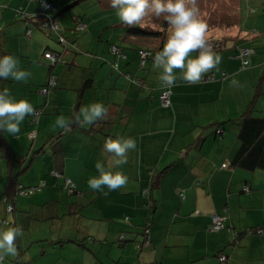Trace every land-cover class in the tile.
<instances>
[{
	"label": "crops",
	"instance_id": "0c3cea01",
	"mask_svg": "<svg viewBox=\"0 0 264 264\" xmlns=\"http://www.w3.org/2000/svg\"><path fill=\"white\" fill-rule=\"evenodd\" d=\"M53 1L60 11L67 4ZM100 2L103 7L89 11L86 7L93 2L79 0L59 15L62 33L77 41L73 48L42 27L38 1L0 0V57H17L20 68L31 73L27 82L1 78L0 90L7 87L16 100L26 99L34 108L46 102L54 111L46 112L34 139L29 137L31 116L17 136L4 132L18 156L33 158L18 172V182L27 186L44 181L46 186L19 194L15 209L8 212L1 197L8 189L10 167L0 147V218L23 229L17 255L5 257L3 264H220V252L227 255L225 264H264V168L233 163L241 143L239 117L249 107L254 115L264 116V81L254 90L262 77L258 68L264 65V50L252 44L251 65L240 71L237 53L245 43L226 46L221 37L227 61L199 84L178 80L172 104L164 106L158 79L162 69L153 67L161 46L145 74L139 72L141 85L129 81L110 64V43L128 50L123 23L116 10L106 9L109 0ZM20 6L25 17L16 13ZM78 18L86 23L83 31L76 29ZM53 49L64 55L65 63L49 64L44 52ZM128 66L121 61L120 68ZM227 69L229 76L223 75ZM174 71L182 75V70ZM50 74L58 77V86L46 101L38 88ZM94 102L108 108L106 119L84 127L73 123L69 132L54 128L55 114L71 118L77 104L78 112ZM218 128L225 130L219 133ZM118 136L134 138L137 147L117 169L128 176L127 186L105 196L87 182L99 175L98 161L107 166L105 141ZM36 139L39 143L30 147L28 140ZM52 169L70 176L76 191L67 192L64 178L52 176ZM215 212L226 216L227 226L210 228ZM228 225L242 233L235 235ZM252 227L263 231L247 230ZM147 228L149 242L144 239Z\"/></svg>",
	"mask_w": 264,
	"mask_h": 264
},
{
	"label": "clouds",
	"instance_id": "9594fccd",
	"mask_svg": "<svg viewBox=\"0 0 264 264\" xmlns=\"http://www.w3.org/2000/svg\"><path fill=\"white\" fill-rule=\"evenodd\" d=\"M110 3L111 7L117 10L119 20L129 27L136 25L143 27L144 21L150 16L157 19L163 17L167 22V40L162 50L156 53L153 63L155 69H162L158 79L163 87H174L178 80L199 84L205 79L212 78L211 75L205 78V75L218 68L222 61V57L213 48L221 47L224 43L213 46L209 43L208 25L200 16L198 0H110ZM57 24L61 28L58 22ZM43 28L51 30L48 26ZM47 52L53 50H46L45 55ZM193 52H197L198 55L189 58ZM237 56L241 58L239 51ZM46 57L51 58L47 55ZM248 65L249 61H244L240 71L247 70ZM175 69L182 70V75L178 76ZM30 75L29 71L20 68L17 57L12 55L0 57V78L27 82ZM232 84L238 86L239 82L233 79ZM35 114V108L30 101L16 100L7 87L0 90V130L17 136L21 131L20 125L27 117ZM107 114L108 108L102 102H94L82 106L71 118L60 115L55 121L54 128L69 132L73 123L80 127L94 125L106 119ZM217 131L224 132L222 128H218ZM136 147L137 142L131 137L108 138L103 148L105 153L110 154L107 158V166L100 161L95 164L99 175L88 180V187L93 191L102 192L105 196L111 191L125 188L129 178L117 169L128 162V153ZM105 188L107 192L104 191ZM9 212H11L10 207ZM22 236L23 229L19 226H10L5 222V226L0 228V264H3L5 257L17 255L16 241Z\"/></svg>",
	"mask_w": 264,
	"mask_h": 264
},
{
	"label": "trees",
	"instance_id": "16d2710c",
	"mask_svg": "<svg viewBox=\"0 0 264 264\" xmlns=\"http://www.w3.org/2000/svg\"><path fill=\"white\" fill-rule=\"evenodd\" d=\"M36 1H38L40 4L39 15L41 16V18L45 19L49 22L52 21V22L57 23L58 22L57 19H58L59 15H61V13L66 12L69 8L74 6V4L78 3L79 0H72L71 3L65 4L61 8V11L59 10V7L56 6V4L53 0H44V1H47V2L52 4V6H46V7H43V4H42L43 0H36ZM3 5L8 6L7 3H4ZM15 10L19 16H21V17L26 16V14H25L26 11H24L21 8V6L15 7ZM52 11H53V13H52ZM41 23H42V20H41ZM81 24H83V27H79ZM76 26H78L77 29L79 31L80 30L83 31L86 28V23L81 21V19L78 18V23L76 24ZM42 27H44V26L42 25ZM161 31L162 30H158V29L156 30L154 28L146 27V26H143V27H141L139 25L132 26V27L128 26V28L124 30L123 35L127 39L125 42V43H127L126 44L127 49L131 48V51H129V49H128L126 52L125 46H123L122 44L110 43L109 51L111 53V56H113V58L110 60V64L112 65V67L115 68L116 70H118V72L120 74L126 76L129 81H131L137 85H141V78H140L141 76L139 75V72H141V73L143 72V74H145V72H146L145 70H146V67L148 65L149 59H151L154 56L155 52H157V50L160 46H161V49L163 48V45H164L163 41H164V39H166V37H162L163 34H161L162 33ZM29 32H30V30H29ZM54 32L57 33V39L59 40V42L64 44L66 47L70 46L73 48H77V41L76 40H68V38L65 37V35L62 33L61 29H59L58 31H54ZM141 34L143 37H140ZM146 35H148V37ZM151 38H153V40H155V43H153L155 46L149 45L152 42ZM137 39H139L138 42H136ZM156 39H160V41L158 42V41H156ZM114 44L118 47V51L117 50L114 51L112 49V45H114ZM243 47L245 48V47H250V46H248V45L240 46V48H243ZM142 50H148L150 53L148 55H145L142 53ZM238 51H240L239 48H238ZM45 52H44V56L46 58ZM53 52L57 53L55 63H58L60 61H63L64 63L66 62L64 55L59 50L53 49ZM253 52H254V48H253V51L248 56V60H249L248 67L251 65V56L253 55ZM121 61H126V63L130 66H128L126 69L120 68ZM243 65L244 64L242 62V66ZM210 75L212 76L211 73L205 75V78H209ZM262 78H264V73L262 75ZM57 86H58V77H56L55 85L52 86V85H50V83L44 84L43 88L46 87L47 90L43 91V88H41L39 91L43 95L49 94ZM161 87H162L161 92H160L161 104L164 106H170L172 104V98H171L172 87L170 89L169 103H167V104H165V102L162 100V92L164 91L165 87H163L162 84H161ZM83 91H84V89H83ZM44 104L38 105L35 107L36 114H35V116L32 117V122H37L39 120L40 116L44 113L45 106L47 105V103L45 102ZM78 106H79V104L76 105V107L73 111V114L75 112H77ZM239 120H240L241 124H240V128L238 131V138H239L241 143H240V147H239V149H238V151H237V153L233 159V163L235 165L242 166V167L247 168V169H255L257 167L264 168V116L254 115L253 112L251 111L250 107H249L239 117ZM227 121L228 120H226L225 122H227ZM225 122H218L217 125L220 126L221 124H224ZM222 129L225 130L224 128H222ZM36 136H37V130H36L35 135L33 137H30V138L34 139V138H36ZM0 147L3 148L4 154L7 157V162L9 161V167H10L8 169V176H7L8 189L6 190L5 195H2V197H1L3 203L5 204L6 210L9 212L8 205L12 204L11 211H13L15 209V202H16L17 196L19 194H23V195L30 194V193L34 192L35 190H38L42 186H44L45 182L43 181L42 183H40L38 185H32V186H25L24 184L18 182V180H17L18 172L21 173L25 168H27L31 163H33V158L29 159V158H26L24 156H21V157L18 156L16 154V152L14 151V149L9 144L8 140L6 139L3 130H0ZM30 157H33V156H30ZM25 159L26 160L29 159L28 162L25 163ZM15 165H17L18 168L13 170L12 167L15 168ZM54 171H56V170H54ZM57 172L60 175L54 174V176L55 177H63L64 178V185H65L66 178L67 177L71 178V177L65 175L63 172H60L59 170H57ZM76 189H77V185L74 188V190H69V189L68 190L70 192H75ZM147 191H148V189H147ZM4 196L8 197V201H5L3 199ZM227 210H228V208L225 207L224 211H227ZM215 213L223 215L222 213H219V212H215ZM226 220H227V218L225 216V218L223 219L224 225L221 228L227 226ZM5 222H8V224H9L8 220L0 218V225L1 224L5 225ZM212 224H213V215H212ZM212 224H211V226H212ZM228 227H230L229 229L234 228L233 231H234L235 235H238V232L240 234L242 233V231H238L237 228H235L232 225H228ZM221 228H219V229H221ZM219 229H216V230H219ZM247 230H249V231L251 230L250 232L254 231V232L260 233L263 230V228L252 227L251 229H247ZM147 235H149V232L145 229V238L144 239H146ZM221 254H226V253L220 252L218 255L220 264H225V260L227 259V255H226V259L224 261H222L220 259Z\"/></svg>",
	"mask_w": 264,
	"mask_h": 264
},
{
	"label": "rangeland",
	"instance_id": "374dc122",
	"mask_svg": "<svg viewBox=\"0 0 264 264\" xmlns=\"http://www.w3.org/2000/svg\"><path fill=\"white\" fill-rule=\"evenodd\" d=\"M71 2H72V0H67V3H71ZM89 2H93V3H89L92 5H88L86 7V9H88L89 11H94V10L98 9L99 6L103 7V2H100V0H89ZM63 6L64 5H62L61 7H63ZM198 7L200 9L201 18L208 25L209 43H212L213 45H218V44L223 42L222 38H224L227 42L226 46H230L232 43H236V41H238L239 43H245L243 45H239V47L244 46V45H248V46L254 48L253 45H255V46H258L259 49L264 50V0H198ZM106 9L107 10H110V9L116 10V9L111 7V3L108 4V6H106ZM52 13H53V11H52ZM116 16H117V10H116ZM117 19L119 20L118 16H117ZM120 23H123V22L120 21ZM144 26L151 27V28H154L156 30L157 29L162 30L161 31L162 32L161 34H163L162 37H166V39H167L168 25H167V22L164 20L163 17H160L159 19H157L154 16H150L149 18H147L144 21ZM122 28H124V30H125L128 28V25L123 23ZM57 29H61V28L57 27ZM51 31H53V30L51 29ZM146 36L148 37V35H146ZM140 37H143L142 34L140 35ZM166 39H164L163 43L166 42ZM151 40H152V42L149 45L155 46L153 44V43H155V40H153V38H151ZM156 41L159 42L160 39H156ZM128 49H129V51H131V48H128ZM213 49L215 52H217L218 55H220L222 57V62L227 61V56H225V54L223 52H221V50H224L225 47H221V48L217 47V48H213ZM47 59L49 60V64L51 65L52 59L51 58H47ZM240 61H242L241 58H240ZM36 68L40 69V67L38 65H36ZM38 69H36V70H38ZM229 69H231V68L229 67ZM229 69H227L226 70L227 72L224 73L223 75L229 76L230 75ZM258 70L263 75L264 65H263V67H259ZM56 73L58 74V71H56ZM258 79L259 80L256 81L254 84V90L257 87V85H258L257 83L260 80L264 81V78H262V77H259ZM49 82H50V76L48 75L47 79H46V83H49ZM251 85H252V83L248 84V87H251ZM41 88H43V85L41 87H39L38 89L40 90ZM247 92H248V94H250V96H252V93H250L249 91H247ZM50 94L51 93L44 95L46 101H47L48 96H50ZM253 95H255V93ZM46 112H49V113L52 112L53 113L54 111L50 105H46L44 113L40 116L41 119L39 118V120L37 122L31 123L30 126L33 129L30 130V132L34 131V133H36V129H39L42 127V125L44 123L43 120L45 118ZM55 115H57L58 117L60 116L58 114H55ZM32 117L33 116H31V120H32ZM30 132H29V137H33L30 135ZM28 141H29L30 147H31L32 143H33V145H37L40 140L36 139V140H28ZM26 162H28V159L25 160V163ZM54 170H56V169L51 170L52 176L54 175V173L52 172ZM42 182L43 181H41L40 183H42ZM40 183H38V184H40ZM38 184H35V185H38ZM63 184H64V182H63ZM27 186H32V185H27ZM45 186H42L40 189L35 190V191L37 192ZM65 189L68 192V188L66 186H65Z\"/></svg>",
	"mask_w": 264,
	"mask_h": 264
},
{
	"label": "built area",
	"instance_id": "2783aa9c",
	"mask_svg": "<svg viewBox=\"0 0 264 264\" xmlns=\"http://www.w3.org/2000/svg\"><path fill=\"white\" fill-rule=\"evenodd\" d=\"M42 4H43V7H46V6H52V4L51 3H49V2H47V1H42ZM43 25L44 26H48V27H50L51 29H53V30H57V27H58V24L56 23V22H49V21H47V20H43ZM79 27H83V24H81ZM211 44V46H213V44L212 43H210ZM112 49L115 51V50H117L118 51V47L116 46V45H113L112 46ZM252 48L251 47H243V48H241L240 49V51H239V55L241 56V58H242V62H243V64H244V61H249L248 60V56H249V54L252 52ZM142 53L143 54H145V55H148L150 52L148 51V50H142ZM46 55L47 56H49V57H51V59H52V63L54 64L56 61V55H57V53L56 52H47L46 53ZM50 85H55V83H56V76L55 75H52L51 77H50ZM170 89L171 88H165L164 89V91L162 92V100L165 102V104H167V103H169V95H170ZM47 90V88L46 87H44L43 88V91H46ZM219 131H222L221 129H219ZM34 131H31V133H30V135L31 136H34ZM53 173L55 174V175H60L57 171H53ZM65 186L69 189V190H74V188L76 187V182L73 180V179H71V178H69V177H67L66 178V181H65ZM244 188H245V190H249V187L247 186V185H245L244 186ZM32 189V188H31ZM21 190V189H20ZM3 199L5 200V201H8V197L7 196H4L3 197ZM9 207L12 209V204H9L8 205V209H9ZM225 218V216L224 215H220V214H218V213H213V224H212V226L210 227L211 229H214V230H216V229H219V228H221L223 225H224V222H223V219ZM147 231H148V228L146 229ZM263 231V230H262ZM149 240H150V237H149V235H147L146 236V239H145V242H149ZM220 259L222 260V261H224L225 259H226V254H221V256H220Z\"/></svg>",
	"mask_w": 264,
	"mask_h": 264
}]
</instances>
